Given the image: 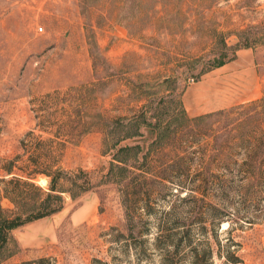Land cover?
Here are the masks:
<instances>
[{"label": "rangeland", "instance_id": "1", "mask_svg": "<svg viewBox=\"0 0 264 264\" xmlns=\"http://www.w3.org/2000/svg\"><path fill=\"white\" fill-rule=\"evenodd\" d=\"M238 48L262 98L185 117L206 81L218 100L248 97L249 67L227 83L214 70ZM8 169L44 190L47 174L83 170L92 188L13 231L3 264H163L157 244L183 231V264L206 249L264 264V0H0V179Z\"/></svg>", "mask_w": 264, "mask_h": 264}, {"label": "trees", "instance_id": "2", "mask_svg": "<svg viewBox=\"0 0 264 264\" xmlns=\"http://www.w3.org/2000/svg\"><path fill=\"white\" fill-rule=\"evenodd\" d=\"M244 47L249 48V45ZM240 49L241 48H238L236 51ZM224 64L225 62L222 61L216 68L221 67ZM184 115L185 117L187 116L185 109ZM134 122H136L137 125H140L137 119ZM149 126L154 130H152L153 132L151 133V135H153L155 134V131L159 132L161 124L156 123ZM125 149L122 150L125 151ZM119 162L123 163L122 161ZM117 168L122 167L117 165ZM7 172L8 176L12 177L9 179H6L5 177L0 179V264H3V260L6 259V257L3 258V256L6 247L11 240V234L13 231L35 221L43 220L62 212L66 204L65 195L76 200L83 193L92 188L91 179L89 178L88 173L83 170L74 174L59 169L53 174H47V190L42 189L34 183L35 177H33V175H16L13 172V169H8ZM2 199H7L12 204L13 208L5 210L1 205ZM132 231L133 228L131 234ZM187 234L188 231L181 232V240L179 243H165L161 247L157 244L158 249L162 252L163 264H183L184 259L182 260L181 258V245L182 241H185ZM172 236L173 234L168 235V240ZM162 238L163 235H160L157 241ZM185 257L186 256H184V258ZM23 264H51V262L49 259L43 258ZM191 264H214L213 251L211 249H206L203 252L202 258L195 255Z\"/></svg>", "mask_w": 264, "mask_h": 264}, {"label": "crops", "instance_id": "3", "mask_svg": "<svg viewBox=\"0 0 264 264\" xmlns=\"http://www.w3.org/2000/svg\"><path fill=\"white\" fill-rule=\"evenodd\" d=\"M244 67H249V75L248 79L249 83V95L246 99H232L230 98H223V100H218L216 97V93L213 89V86L216 85L218 81H206V83L200 86L199 91L202 93L196 92L197 89H192L186 92L184 95V108L185 111L192 113L195 117H202L207 114H211L214 112L222 111L228 109L232 106L241 104V103H254L260 100L263 96V86L262 80L260 76H258V67L259 65L256 64L255 59L252 58V55L249 51L246 50H238L236 51V58L229 62H225V64L221 67H218L214 70L222 73H228L226 76L227 81L232 79V76H241L240 74L243 71ZM234 71V73H232ZM240 74V75H236ZM245 78V76H243ZM246 79V78H245ZM205 99L208 102L205 103ZM205 110V111H203Z\"/></svg>", "mask_w": 264, "mask_h": 264}, {"label": "built area", "instance_id": "4", "mask_svg": "<svg viewBox=\"0 0 264 264\" xmlns=\"http://www.w3.org/2000/svg\"><path fill=\"white\" fill-rule=\"evenodd\" d=\"M52 1H54V2H58V1H60V0H52ZM43 30H44L43 27H38V29H37L38 33H42Z\"/></svg>", "mask_w": 264, "mask_h": 264}]
</instances>
